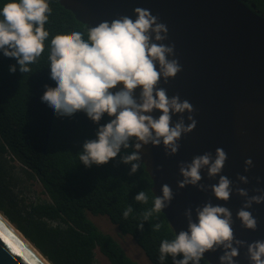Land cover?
Here are the masks:
<instances>
[{
    "label": "clouds",
    "instance_id": "clouds-1",
    "mask_svg": "<svg viewBox=\"0 0 264 264\" xmlns=\"http://www.w3.org/2000/svg\"><path fill=\"white\" fill-rule=\"evenodd\" d=\"M135 20L121 16L111 22L103 21L89 28L87 39L79 31L55 35L50 41L48 60L50 78L56 87H46L41 100L59 117H71L83 112L88 119L100 125L107 116L108 122L97 129L96 138L87 140L78 154L85 167L105 165L120 155L122 149L134 148L121 157L120 162L131 165L132 175L141 166L139 153L144 146L163 144L165 155L178 153L179 141L183 135L196 128L192 113L193 106L179 95L168 96L166 89L159 87L161 80L167 83L182 71L174 57V45H165L168 38L167 25L160 23L157 16L141 7L134 10ZM52 9L48 0H10L0 8V52L14 58L21 73L31 71L45 51V41L50 33L45 29ZM10 72L16 71L10 66ZM122 85V87H119ZM137 90L139 96L137 97ZM154 112L160 115L155 117ZM188 113L186 125L183 114ZM179 115L175 124L172 117ZM227 154L217 148L215 157L206 152L195 156L190 163L181 162L179 173L183 177L177 187L188 185L228 202L233 192V182L220 175L225 166ZM252 160L245 161V172L252 167ZM202 170H207L209 179L219 176L217 184L206 186L201 183ZM241 184H247L246 176H238ZM259 182V181H258ZM236 194L245 202L237 212L242 227L255 231L257 220L248 211L253 204L264 203V191L256 189L258 195L249 197L248 192L236 187ZM174 195L167 184L162 186V196H155L154 207L143 213L147 221L154 212L169 207ZM135 201L147 203L144 191L135 196ZM133 212L128 207L123 215L127 218ZM187 230L180 231L171 241L165 239L160 245L159 260L171 256L173 264H199L207 252L223 250L220 264H234L239 249L247 247L251 264H264V241L251 244L236 240L233 231L232 213L229 208L213 205L211 201L195 208L186 209ZM143 231V223L138 225ZM155 230L160 224L154 225ZM235 245V246H234ZM182 255V259H177Z\"/></svg>",
    "mask_w": 264,
    "mask_h": 264
},
{
    "label": "water",
    "instance_id": "water-1",
    "mask_svg": "<svg viewBox=\"0 0 264 264\" xmlns=\"http://www.w3.org/2000/svg\"><path fill=\"white\" fill-rule=\"evenodd\" d=\"M60 4L87 29L121 16L135 20L133 10L137 7L150 10L167 25L168 38L163 43L174 45L175 55L170 59H177L182 71L167 83L161 80L159 87L166 89L170 98L179 95L181 101H189L197 124L193 132L181 137L176 155L166 156L163 144L144 146L139 153L152 180L153 195L162 196L164 184L171 187L174 198L161 212L175 236L187 230L186 209L192 208L195 220V208L211 201L230 209L236 240L246 244L264 241V203L248 209L257 220V228L247 230L237 219L245 200L235 191L236 187L243 188L249 197L260 194L256 189L264 191V14L247 0H60ZM153 115L158 118L160 113ZM188 115L183 114L186 125ZM178 119L180 116L174 115L172 123ZM217 148L227 154L220 175L233 182L229 201L217 200L210 187L206 192L191 185L179 189L177 183L183 179L179 164L190 163L206 152L215 157ZM247 159L253 163L245 172ZM201 175L206 186L219 181V176L209 179L207 170ZM241 175L248 178L247 184L237 180ZM14 229L0 219V264H45ZM221 255L223 250L218 249L205 253L202 259L220 264ZM234 264H251L246 246L239 249Z\"/></svg>",
    "mask_w": 264,
    "mask_h": 264
},
{
    "label": "trees",
    "instance_id": "trees-1",
    "mask_svg": "<svg viewBox=\"0 0 264 264\" xmlns=\"http://www.w3.org/2000/svg\"><path fill=\"white\" fill-rule=\"evenodd\" d=\"M247 1L264 14V0ZM8 2L0 0V8ZM48 3L52 12L45 29L50 35L42 56L29 65L31 71L21 73L17 61L0 52V213L51 264H101L98 254L108 264H138L91 216H107L151 264H173L170 255L159 260L162 241L175 238L166 217L154 212L147 221L143 218L155 199L145 166L129 175L131 165L120 162L133 148L122 149L101 166L85 167L79 159L84 142L95 139L109 118L97 125L83 112L59 117L41 100L45 86L56 87L48 60L51 39L73 31L87 39L88 33L60 0ZM10 66L16 67L14 73ZM141 191L148 197L146 204L135 201ZM129 206L133 212L125 218ZM199 264L208 262L201 259Z\"/></svg>",
    "mask_w": 264,
    "mask_h": 264
},
{
    "label": "rangeland",
    "instance_id": "rangeland-1",
    "mask_svg": "<svg viewBox=\"0 0 264 264\" xmlns=\"http://www.w3.org/2000/svg\"><path fill=\"white\" fill-rule=\"evenodd\" d=\"M93 222L101 231L112 236L123 247L127 255L138 264H151L144 252L139 248L131 236L123 235L117 226L112 224L107 216H91ZM101 264H108L101 255L98 254Z\"/></svg>",
    "mask_w": 264,
    "mask_h": 264
},
{
    "label": "bare ground",
    "instance_id": "bare-ground-1",
    "mask_svg": "<svg viewBox=\"0 0 264 264\" xmlns=\"http://www.w3.org/2000/svg\"><path fill=\"white\" fill-rule=\"evenodd\" d=\"M0 219L2 220V221H4V223L7 225V226H9V227H11L12 229H14L5 219H3V218H1V216H0ZM14 232H16V234L34 251V253L45 263V264H48L47 262H46V260L27 242V241H25V239L17 232V231H15V229H14Z\"/></svg>",
    "mask_w": 264,
    "mask_h": 264
}]
</instances>
